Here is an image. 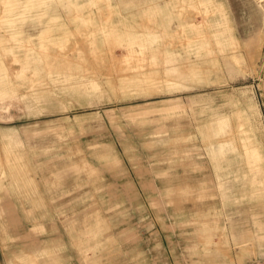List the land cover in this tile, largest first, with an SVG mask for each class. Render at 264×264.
<instances>
[{"label":"rangeland","instance_id":"obj_1","mask_svg":"<svg viewBox=\"0 0 264 264\" xmlns=\"http://www.w3.org/2000/svg\"><path fill=\"white\" fill-rule=\"evenodd\" d=\"M0 264H264V0H0Z\"/></svg>","mask_w":264,"mask_h":264}]
</instances>
